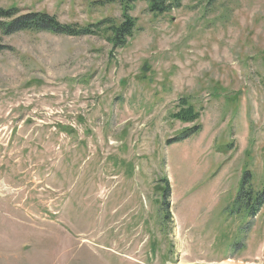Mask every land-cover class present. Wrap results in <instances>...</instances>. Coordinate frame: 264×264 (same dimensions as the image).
I'll return each mask as SVG.
<instances>
[{"label":"rangeland","instance_id":"1","mask_svg":"<svg viewBox=\"0 0 264 264\" xmlns=\"http://www.w3.org/2000/svg\"><path fill=\"white\" fill-rule=\"evenodd\" d=\"M8 7L81 26L121 14ZM129 13L121 48L0 33V264H264V204L236 210L243 180L264 188V0ZM186 107L195 121L175 117Z\"/></svg>","mask_w":264,"mask_h":264},{"label":"trees","instance_id":"2","mask_svg":"<svg viewBox=\"0 0 264 264\" xmlns=\"http://www.w3.org/2000/svg\"><path fill=\"white\" fill-rule=\"evenodd\" d=\"M139 1L145 2L148 11L154 15H162L179 9L183 2V0H100L102 4H118L121 8L120 18L115 20L109 17L86 26L61 23L54 15L44 11H30L21 14L17 7L0 8V33L47 32L53 35L74 37L94 34L101 35L113 48H121L139 31L136 18L129 13ZM3 47L0 43V51ZM175 117L187 122L198 118L189 107L180 109L175 113ZM244 183L245 180L241 183L236 199L238 205L236 210H247L250 212L249 216L254 217L264 204V188L261 191H253L252 188L249 190V187L245 189ZM167 192L166 188L163 195L165 200H167ZM164 205L168 210V203Z\"/></svg>","mask_w":264,"mask_h":264}]
</instances>
